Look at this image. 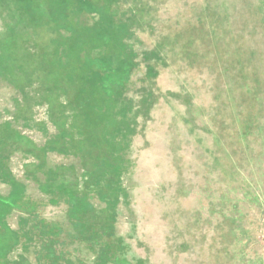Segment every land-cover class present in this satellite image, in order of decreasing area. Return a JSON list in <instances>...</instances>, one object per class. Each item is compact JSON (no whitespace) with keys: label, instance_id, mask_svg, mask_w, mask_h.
Returning <instances> with one entry per match:
<instances>
[{"label":"rangeland","instance_id":"obj_1","mask_svg":"<svg viewBox=\"0 0 264 264\" xmlns=\"http://www.w3.org/2000/svg\"><path fill=\"white\" fill-rule=\"evenodd\" d=\"M0 264H264V0H0Z\"/></svg>","mask_w":264,"mask_h":264},{"label":"trees","instance_id":"obj_2","mask_svg":"<svg viewBox=\"0 0 264 264\" xmlns=\"http://www.w3.org/2000/svg\"><path fill=\"white\" fill-rule=\"evenodd\" d=\"M107 34V33H106ZM125 54L127 55L128 54V52L125 50ZM122 62V61H121ZM110 63H112V61L110 62ZM115 64H120V61L119 62H117V63H115ZM92 233H96V232H92ZM92 233H88L89 235L90 234H92ZM98 238H96V239H85L84 241H86V242H89V243H92V242H94L95 240H97ZM103 256H104V254H103ZM105 256H107V255H105Z\"/></svg>","mask_w":264,"mask_h":264}]
</instances>
